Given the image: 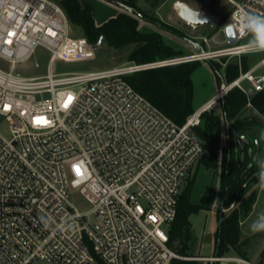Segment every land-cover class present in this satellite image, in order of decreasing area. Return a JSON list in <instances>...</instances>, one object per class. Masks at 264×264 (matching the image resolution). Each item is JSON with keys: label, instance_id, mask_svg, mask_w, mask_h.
Returning <instances> with one entry per match:
<instances>
[{"label": "built area", "instance_id": "1", "mask_svg": "<svg viewBox=\"0 0 264 264\" xmlns=\"http://www.w3.org/2000/svg\"><path fill=\"white\" fill-rule=\"evenodd\" d=\"M227 1L236 41L225 36L222 48L54 73L56 58L70 59L91 45L71 37L57 2L0 0V58L8 63L7 70L0 67V116L9 130L0 132V264H173L182 258L169 245V227L181 184L204 152L193 127L232 88L246 95L249 107L251 94L264 89V72L255 73L264 66V47L245 40L252 32L243 26L246 14L264 17V0ZM38 47L48 52L46 72H15ZM254 54L262 56L232 81L222 77L181 125L124 78L146 68ZM74 189L87 209L70 202ZM208 259L252 264L235 256Z\"/></svg>", "mask_w": 264, "mask_h": 264}, {"label": "trees", "instance_id": "2", "mask_svg": "<svg viewBox=\"0 0 264 264\" xmlns=\"http://www.w3.org/2000/svg\"><path fill=\"white\" fill-rule=\"evenodd\" d=\"M112 1V0H107ZM118 1V0H116ZM57 3L63 9L70 25L80 29V32L90 44H95L100 36L103 42L114 48L133 45L132 52L128 55L129 61L137 64L161 60L181 54L165 44L162 35L157 31L141 32L137 29L139 18L143 14L119 11V13L104 21L100 25L94 23L91 6L80 0H59ZM124 4V2H122ZM134 5L133 2L130 3ZM156 4V2L154 3ZM159 21V20H158ZM161 23L173 33L183 36L181 32L171 25ZM223 20L217 23V27ZM241 70L248 69V55H242ZM218 73V64L208 60ZM201 60H191L171 65L146 68L124 76L125 80L141 95L147 98L173 122L178 125L184 123L186 117L194 111L192 106L193 82L192 73L200 66ZM239 68V69H240ZM219 74V73H218ZM239 74L237 62H229L225 67L226 79L230 82ZM221 77V76H220ZM247 98L238 88L228 91L225 100L221 103L220 114L203 112L200 116L202 125L193 127L194 133L201 139L203 151L207 153L203 160L208 166L216 165L218 160L217 150L221 142V133L225 123L229 124L225 145L222 146L220 163L224 169L220 176L219 196L223 207L232 200L239 201V209H234L227 215L217 216L218 224L215 232V249L213 256H223L230 249L241 254L242 230L240 219L251 208L256 196L250 194L244 198V182L249 180L253 173L252 167H247L246 159H241L233 150L232 138L239 128H246L264 121V89L253 92L250 96V115L245 120ZM187 178V177H186ZM243 186V187H242ZM193 180L185 179L182 192L179 195L176 216L169 227V245L176 253L183 256H192L190 253L192 240L191 223L189 216L197 211L198 205L190 200ZM261 232V231H259ZM263 234V231H262ZM97 264H103L98 261ZM173 264H197L195 260L174 259ZM205 264H219L209 262Z\"/></svg>", "mask_w": 264, "mask_h": 264}, {"label": "rangeland", "instance_id": "3", "mask_svg": "<svg viewBox=\"0 0 264 264\" xmlns=\"http://www.w3.org/2000/svg\"><path fill=\"white\" fill-rule=\"evenodd\" d=\"M57 2L59 0H52ZM87 2L91 6V14L96 25L102 24L109 18L116 16L121 10L119 2L116 0H80ZM124 2L126 7L133 10L140 11L143 16L139 18L137 29L141 32L157 31L162 35L163 42L168 44L175 50L182 51L180 55L193 54L196 52L191 42L185 38H190L193 41L202 45L205 51L215 50L227 45L223 28L228 23L230 14L232 12V5L227 0H168L166 5L156 9L155 2L158 0H136L138 6L135 4L131 6V2L134 0H118ZM161 1V0H159ZM181 1L193 9H198L215 14L219 17V21L223 20V24L216 28L214 26H200L194 27L178 16V10L175 7H169L170 3ZM147 2V3H146ZM123 11L131 12L127 8H123ZM133 12V11H132ZM171 25L183 34L179 36L166 28L161 27V23ZM69 34L74 38H84L80 32V29L72 25L69 26ZM207 39V43L203 42L202 38ZM255 39V34L248 36L245 40ZM85 41L90 44L86 39ZM93 49H86L83 53L76 55L70 59L64 57L56 58L51 64V70L54 73L67 72V71H87L97 70L106 67L118 66L122 64H137L134 61L128 60V55L133 50V45H127L122 48H114L107 46L102 42L101 46L94 47V44H90ZM247 60L248 67L255 63L257 57L254 55H248ZM242 56L240 57H222L211 58L215 64H218V73L211 66L209 61L201 60L200 66L192 73L193 82V98L192 104L197 107L203 96L207 93H213L219 88L221 78L226 82H229L225 76V67L229 62H237L238 70L241 67ZM203 61V62H202ZM48 63V52L43 47H38L34 53L27 59L17 63L15 72L24 76H39L46 72ZM0 67L7 70L8 63L0 58ZM264 67L260 68L256 73H263ZM221 75V77H220ZM245 87L248 86L246 81H243ZM227 95V94H226ZM224 97V100L226 98ZM247 110H250L247 104L245 105ZM207 113H212L207 112ZM214 114H220L219 107L214 109ZM245 118V115H244ZM202 125V120L200 121ZM229 124L225 123L222 133L221 142L218 147L217 154L218 160L216 165L208 166L203 160L198 161L188 174V180H193V187L190 196V200L198 205L197 211L189 216L191 223L192 240L190 242L192 256H183L180 260L189 259L195 260L197 264H205L210 261L208 258L214 257L215 249V232L218 224L217 216L221 211V200L219 196L220 190V176L223 172V165L220 163V155L222 146L225 145V136ZM0 132L5 136L9 135L8 123L0 116ZM252 175V174H251ZM250 175V176H251ZM249 176V177H250ZM186 178V180H187ZM185 181L181 184L180 192L184 188ZM260 176L250 178L247 182L243 183L245 188L244 198L250 194H255L256 198L245 215L241 216L240 226L242 230V246L240 247L241 254L236 253L230 249L223 256H235L241 259L247 260L252 264H264V236L262 231H253L252 225L256 223L261 216H264V188L260 186ZM242 186V187H243ZM70 202L79 210H85L89 207L88 203L81 196L77 189L70 190L69 196ZM240 203L232 200L229 204L223 207L222 213L227 215L234 209H239ZM219 262V261H218ZM219 264H244L240 262L223 261Z\"/></svg>", "mask_w": 264, "mask_h": 264}, {"label": "water", "instance_id": "4", "mask_svg": "<svg viewBox=\"0 0 264 264\" xmlns=\"http://www.w3.org/2000/svg\"><path fill=\"white\" fill-rule=\"evenodd\" d=\"M128 9L131 12L134 11L132 8H128ZM178 16L183 21H185L186 23H188L194 27L214 26L219 22V17L217 15L206 12V11L198 10V9H193L190 6H188L187 4H184L182 7H180L178 9ZM224 34H225L229 43H234L236 41V36H235L234 30H233V27L231 26V24H226L224 26ZM185 39L187 41L191 42V44H193L195 46L197 53L201 54L204 52L202 46L198 42L193 41L190 38H185ZM102 42H103V36H100L98 38L97 42L94 44V47L101 46ZM249 113H250V110H246V114H249ZM258 123L261 125V122H258ZM249 128L254 129L253 126L252 127L250 126ZM245 134L252 135L253 133L251 130L247 129L245 131ZM258 135L260 136V138H264V134L262 132H258ZM243 142L245 144L249 143L248 139L245 137L244 134L240 135L239 140L237 141V144L239 145L240 148H242ZM254 142H255L256 146H258V139H255ZM251 151H252V148L249 147L248 153L250 154ZM243 155H244V153L241 154V159H243ZM206 157H207V153L203 152L201 155V159L204 160V159H206ZM255 158H256V154H254L253 159H255ZM249 166H250V164H247V167H249ZM262 166H264V163L262 164ZM262 166L259 168V170L255 174L251 175L249 177V179L255 177L256 175H259L261 173V171L264 169V168H262ZM222 211H223V203H221L220 214H222Z\"/></svg>", "mask_w": 264, "mask_h": 264}, {"label": "crops", "instance_id": "5", "mask_svg": "<svg viewBox=\"0 0 264 264\" xmlns=\"http://www.w3.org/2000/svg\"><path fill=\"white\" fill-rule=\"evenodd\" d=\"M147 3V2H146ZM168 3V0H161V1H156V4H155V6H156V9H159V8H161V7H163V5H166ZM134 4L137 6V7H139L138 6V4H137V2H136V0H134ZM170 6L169 7H175V3H170L169 4ZM140 8V7H139ZM120 11H123L122 10V7H121V10ZM193 45V44H192ZM201 45V44H200ZM202 46V45H201ZM193 47L195 48V46L193 45ZM203 48V47H202ZM195 50H196V48H195ZM203 50H204V48H203ZM257 55L258 54H254V56H256L257 57ZM260 57L258 56V59H259ZM257 59V60H258ZM204 61H208V60H204ZM203 62V61H202ZM257 62V61H256ZM255 62V63H256ZM255 63H253L252 65H250L249 67H248V69L251 67V66H253ZM262 67H264V66H262ZM262 67H258L257 68V70L255 71V73L260 69V68H262ZM217 91V89L211 94L210 92L209 93H207V94H205V96H203L202 97V99H201V101H200V104L197 106V107H194L193 106V104H192V106H193V108H194V110L196 109V108H198L200 105H202L204 102H206L209 98H211V96H213V94L215 93ZM249 115H250V113L249 114H246V112H245V120H247V119H249ZM254 127V129H251V128H249V127ZM249 127H247V129H249V130H251L252 131V135H248V134H245V129H242V128H239L238 130H237V134L232 138V144H233V150L236 152V154L238 155V156H240V158H241V154L242 153H244V155H243V158H245L246 159V162H247V164H250V166L249 167H252V175L253 174H255L258 170H259V168L262 166V164L264 163V138H260V136L258 135V132H262L263 134H264V121H261V125L259 124V123H257L256 125H250ZM242 134H244L245 135V137L248 139V141H249V143L248 144H245L244 142H243V146H242V148H240L239 147V145L237 144V141L239 140V137H240V135H242ZM227 133H226V136H225V142H226V138H227ZM255 139H258V146H256V144H255V142H254V140ZM252 148V151H251V153L249 154L248 153V148ZM254 154H256V158L255 159H253V157H254ZM264 170V169H263ZM260 176V174L259 175H256L255 177H254V179L255 178H257V177H259Z\"/></svg>", "mask_w": 264, "mask_h": 264}, {"label": "clouds", "instance_id": "6", "mask_svg": "<svg viewBox=\"0 0 264 264\" xmlns=\"http://www.w3.org/2000/svg\"><path fill=\"white\" fill-rule=\"evenodd\" d=\"M243 26L248 29V31L255 34L254 44L257 47H264V17L245 15ZM264 168V166H262ZM264 188V170L260 173V185ZM41 223L44 228L47 229L49 225L44 223L41 218ZM253 231H264V216H261L259 220L252 225Z\"/></svg>", "mask_w": 264, "mask_h": 264}, {"label": "bare ground", "instance_id": "7", "mask_svg": "<svg viewBox=\"0 0 264 264\" xmlns=\"http://www.w3.org/2000/svg\"><path fill=\"white\" fill-rule=\"evenodd\" d=\"M185 3L181 2V1H176L175 2V8L178 10L180 7H182Z\"/></svg>", "mask_w": 264, "mask_h": 264}, {"label": "flooded vegetation", "instance_id": "8", "mask_svg": "<svg viewBox=\"0 0 264 264\" xmlns=\"http://www.w3.org/2000/svg\"><path fill=\"white\" fill-rule=\"evenodd\" d=\"M249 127V126H248ZM245 129V131L247 130V127L246 128H244Z\"/></svg>", "mask_w": 264, "mask_h": 264}]
</instances>
